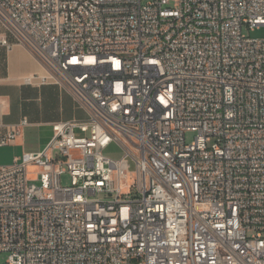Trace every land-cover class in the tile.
Masks as SVG:
<instances>
[{
	"label": "built area",
	"instance_id": "2783aa9c",
	"mask_svg": "<svg viewBox=\"0 0 264 264\" xmlns=\"http://www.w3.org/2000/svg\"><path fill=\"white\" fill-rule=\"evenodd\" d=\"M0 23L87 113L0 166V264H264V0H0Z\"/></svg>",
	"mask_w": 264,
	"mask_h": 264
},
{
	"label": "crops",
	"instance_id": "0c3cea01",
	"mask_svg": "<svg viewBox=\"0 0 264 264\" xmlns=\"http://www.w3.org/2000/svg\"><path fill=\"white\" fill-rule=\"evenodd\" d=\"M47 77L40 60L0 23V138L10 126L29 120L15 142L0 146V166L43 150L53 137V123L87 117L72 94Z\"/></svg>",
	"mask_w": 264,
	"mask_h": 264
},
{
	"label": "rangeland",
	"instance_id": "374dc122",
	"mask_svg": "<svg viewBox=\"0 0 264 264\" xmlns=\"http://www.w3.org/2000/svg\"><path fill=\"white\" fill-rule=\"evenodd\" d=\"M244 32L253 38H259V39L264 38V26L257 27L253 31H250L248 29H244ZM195 136H196L195 132H193V131L187 132V134H186L187 141L188 142L194 141ZM41 151H35V152H41ZM103 152H104V155H106L112 159H115V160H119L124 156V151L122 150V148L115 143H112L111 145H109ZM61 179H62V184L64 186H70L71 185V176L69 174H64ZM36 183L40 184L39 181H37ZM7 258H8V254L4 253L2 255V261L5 262Z\"/></svg>",
	"mask_w": 264,
	"mask_h": 264
}]
</instances>
